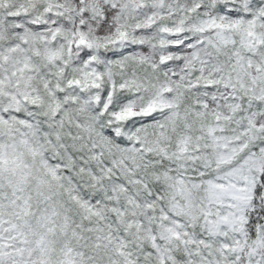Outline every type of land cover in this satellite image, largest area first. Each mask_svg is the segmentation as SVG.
<instances>
[{"label": "snow or ice", "instance_id": "snow-or-ice-1", "mask_svg": "<svg viewBox=\"0 0 264 264\" xmlns=\"http://www.w3.org/2000/svg\"><path fill=\"white\" fill-rule=\"evenodd\" d=\"M0 264H264V0H0Z\"/></svg>", "mask_w": 264, "mask_h": 264}]
</instances>
